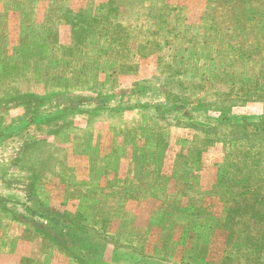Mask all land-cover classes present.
Listing matches in <instances>:
<instances>
[{"label":"rangeland","instance_id":"374dc122","mask_svg":"<svg viewBox=\"0 0 264 264\" xmlns=\"http://www.w3.org/2000/svg\"><path fill=\"white\" fill-rule=\"evenodd\" d=\"M166 1L0 0V264H264V0Z\"/></svg>","mask_w":264,"mask_h":264},{"label":"trees","instance_id":"16d2710c","mask_svg":"<svg viewBox=\"0 0 264 264\" xmlns=\"http://www.w3.org/2000/svg\"><path fill=\"white\" fill-rule=\"evenodd\" d=\"M170 100H172V101H170V102H172V103H174V104H172L171 106H173V105H177V107L178 108H186L187 107V105L189 104V102L188 101H184V103H181V104H176L178 101V99H175V100H173V99H170ZM179 100H182V99H179ZM190 105V104H189ZM207 105H203V104H195V106H192L191 107V109H201L202 111H204V112H206L207 113V111H208V109H207ZM226 111H225V109H221L220 110V113H219V115L217 116V120L218 121H220V122H223V123H225V124H223V125H234V126H236V127H238V126H241V124H238L237 123V121L234 123L233 122V120L236 118V116H234V114H230V115H228V114H226L225 113ZM38 120H41L40 118H37ZM244 124H246V125H249V124H251V122L249 121L248 123H244ZM246 125H244V127L246 126ZM253 125H258V128H259V130L260 129H264V117L261 119V120H257ZM219 127V126H218ZM219 128H221V129H225V126H222V127H219ZM257 128V129H258ZM254 129H256V128H254ZM30 192V191H29ZM29 192H27V194H29ZM43 212H41V214H42ZM44 214V213H43ZM45 217V216H44ZM62 226L63 225H60V229L62 228ZM65 231L64 230H61V233H64ZM187 234V231H184L182 234H181V237H183V236H185Z\"/></svg>","mask_w":264,"mask_h":264},{"label":"crops","instance_id":"0c3cea01","mask_svg":"<svg viewBox=\"0 0 264 264\" xmlns=\"http://www.w3.org/2000/svg\"><path fill=\"white\" fill-rule=\"evenodd\" d=\"M189 0H167L166 2H167V5L168 6H182V7H184V8H187V12H188V14H186L185 15V17H187L186 19V24L187 25H191L192 27H194V25H192V24H197V23H200V22H204L205 21V23H207V24H209L208 23V21L209 20H207V16H206V14H205V11L204 12H201L202 14H200V15H196L195 17H193V22H192V24H190V22L189 21H192V15L191 14H189V12L191 13L192 11L194 12V10H195V5H192V3L191 2H188ZM198 19L200 20V21H198ZM108 21V20H107ZM109 22V21H108ZM109 23H111V22H109ZM200 26V25H199ZM191 28V27H190ZM213 31V30H212ZM209 32H211V30L209 29ZM203 37V36H202ZM202 37H200L199 39H201ZM198 38V34H195V38H194V40L196 41V39ZM219 45L220 46H222L221 45V43H219ZM217 48H219V46H217Z\"/></svg>","mask_w":264,"mask_h":264}]
</instances>
